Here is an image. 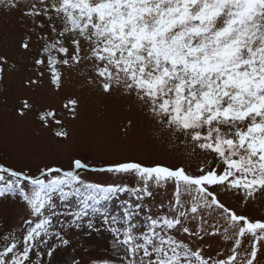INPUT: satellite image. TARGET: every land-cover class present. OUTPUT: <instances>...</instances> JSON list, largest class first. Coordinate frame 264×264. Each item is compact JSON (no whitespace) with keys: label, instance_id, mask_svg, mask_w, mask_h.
<instances>
[{"label":"snow or ice","instance_id":"snow-or-ice-1","mask_svg":"<svg viewBox=\"0 0 264 264\" xmlns=\"http://www.w3.org/2000/svg\"><path fill=\"white\" fill-rule=\"evenodd\" d=\"M0 9L18 12L24 28L16 37L0 23V49L15 52L0 50V85L25 67L23 88L47 78L59 94L74 71L82 86L141 110L189 156L187 166L99 168L73 156L67 169L44 165L38 174L0 163V198L19 192L23 201L21 222L0 231V264H264V215L246 211L264 200V0H0ZM61 107L80 118L79 97ZM33 111L58 142L70 139L54 107L20 97L16 118ZM134 127L127 117L121 134ZM87 170L135 183L88 182ZM161 189L171 194L154 213ZM121 193L133 198L123 223L107 213L97 223L93 205ZM54 194L76 195L80 207L58 212ZM9 211L0 203V216ZM141 212L144 231L133 222ZM77 229L106 231L112 255L69 261Z\"/></svg>","mask_w":264,"mask_h":264},{"label":"rangeland","instance_id":"rangeland-1","mask_svg":"<svg viewBox=\"0 0 264 264\" xmlns=\"http://www.w3.org/2000/svg\"><path fill=\"white\" fill-rule=\"evenodd\" d=\"M0 23L7 25V30L16 37L24 31L18 12H11L5 16L0 9ZM15 55L13 49H0ZM21 65L30 67V58L20 57ZM25 73V67L21 71L6 78L0 85V163L11 166L17 170H30L38 174V167L44 165L69 167L70 158L75 156L82 158L90 168L106 167L117 161L137 160L144 163L160 162L168 165L185 163L187 166L189 156L183 147H175L170 138L161 134L151 120L138 108L119 96L106 98L88 87L82 86V81L76 72L65 74L64 87L56 94L47 78L34 89L22 87L21 79ZM77 96L81 100V115L77 121H70L66 110L61 105L67 96ZM28 96L33 99L37 107L51 105L57 110L58 117L66 122L70 132V139L58 142L51 132L41 129L36 112L29 113L25 118L18 119L15 109L19 98ZM132 116L135 127L122 135V125L127 117ZM193 167L197 163V157H191ZM88 182H99L107 186L109 183H135V178L116 174H106L83 171ZM67 190V189H66ZM171 189L167 193L159 190L155 200L152 201L153 212L157 211V205L163 200L167 202ZM80 199L76 195L70 196L66 201H61L59 194H54L53 200L58 212H64L65 205L70 210L80 207ZM133 198L126 194H119L107 201H100L93 206L99 211L95 213L97 223L102 219V214L109 217H117L123 223V215L130 211L127 203ZM22 197L19 192L11 194L8 199L0 198V203L7 206L10 211L0 216V231H4L13 224H19L20 205ZM91 203V202H90ZM245 210V209H241ZM253 216L264 215V200L257 201L246 209ZM91 214V210H90ZM63 219V217H61ZM133 222L140 231L147 228L145 213L141 212L133 217ZM75 247L70 249L67 259L71 261L75 256L82 261L91 258H105L112 255L111 239L105 231L103 235L94 234L87 236L82 230L73 233Z\"/></svg>","mask_w":264,"mask_h":264}]
</instances>
